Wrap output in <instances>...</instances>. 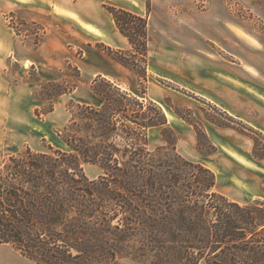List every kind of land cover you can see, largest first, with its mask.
Returning <instances> with one entry per match:
<instances>
[{
	"label": "trees",
	"instance_id": "16d2710c",
	"mask_svg": "<svg viewBox=\"0 0 264 264\" xmlns=\"http://www.w3.org/2000/svg\"><path fill=\"white\" fill-rule=\"evenodd\" d=\"M106 10L131 46L128 58L111 48L109 56L147 80L148 20ZM53 86L43 90L51 101L76 89ZM92 91L102 104L78 105L58 134L68 151L27 148L0 171V244L36 264H264V202L241 205L217 193L216 175L177 153V135L144 92L100 77ZM159 128L167 147L151 152L148 133ZM85 164L100 167L98 179Z\"/></svg>",
	"mask_w": 264,
	"mask_h": 264
},
{
	"label": "rangeland",
	"instance_id": "374dc122",
	"mask_svg": "<svg viewBox=\"0 0 264 264\" xmlns=\"http://www.w3.org/2000/svg\"><path fill=\"white\" fill-rule=\"evenodd\" d=\"M27 2L0 0L3 23L24 44L35 48L47 33H63V47L53 48L58 51L51 56V64L39 69L30 64L22 67L19 62L6 69V98L18 104L15 113L21 123L7 129L2 173L9 158L27 148L36 153L50 152V148L68 151L58 134L70 123L78 105L102 104L92 91L100 77L122 92L135 96L144 92L156 103L177 135V153L210 169L216 175L217 193L241 205L264 202V0ZM59 2L75 16L59 14L54 6ZM109 6L148 20L147 80L109 56L108 48L122 51L127 58L131 52L128 40L106 10ZM78 14L94 16L93 23L110 41L88 35L78 25ZM34 16L37 21H32ZM234 29L255 43L240 38ZM56 83L76 89L51 101L43 90L55 92ZM52 105L54 109L48 113ZM29 117L34 119L31 125ZM148 136L149 151L167 147L161 128L150 130ZM166 136L171 133L167 131ZM83 170L91 180L102 174L100 167L90 164ZM141 260L126 258L117 264H152L151 257Z\"/></svg>",
	"mask_w": 264,
	"mask_h": 264
},
{
	"label": "crops",
	"instance_id": "0c3cea01",
	"mask_svg": "<svg viewBox=\"0 0 264 264\" xmlns=\"http://www.w3.org/2000/svg\"><path fill=\"white\" fill-rule=\"evenodd\" d=\"M14 1L23 4L29 0H14ZM54 6H56V11L59 14H64L66 16L67 14L74 15L72 13L73 11L68 9L67 6H65L60 2L55 3ZM36 16H34L35 19H32V21H37L38 17ZM78 16L79 17H77V19H81L78 20V25H79V21H82L93 26L99 32H102V30L93 23V19L95 20L94 16L92 15L90 16L88 14H83V15L78 14ZM2 20H3V14L0 12V160L2 154L6 150L7 129L15 128L17 125L21 123V118H18L19 115L17 112L15 113V108L17 107L18 104H15V100L11 99V97H9L8 100L6 98V91H7L6 90L7 85L5 83L6 69L9 68L10 64L15 62L21 63L22 67H24L26 64L27 65L30 64V67H36L39 69V66L51 64L50 63L52 61L51 56H53V54H55L58 51V50H53V48L62 49L63 47V33H59V32L47 33L45 35L43 43L36 48L28 46L24 44L23 41L21 40V37L18 36L15 31L9 29L5 25V23H3ZM112 21L115 25L113 18ZM90 36L94 38L98 37V36L95 37L93 35ZM106 37L110 39L109 36ZM12 53H15V55ZM237 78L240 79V77ZM11 101H13V103H11ZM33 122L34 119L32 117H29L28 123L31 125L33 124ZM0 264H36V263L25 258L19 252L15 251L10 245L0 244Z\"/></svg>",
	"mask_w": 264,
	"mask_h": 264
},
{
	"label": "bare ground",
	"instance_id": "6f19581e",
	"mask_svg": "<svg viewBox=\"0 0 264 264\" xmlns=\"http://www.w3.org/2000/svg\"><path fill=\"white\" fill-rule=\"evenodd\" d=\"M79 25L87 33H90V34H92L94 36H98V37H101V38L106 37V35L103 32H99L96 28H94L93 26H91V25H89V24H87L85 22L79 21ZM234 30H235L236 35L239 36L240 38H244V39L249 40L251 43H255V41L251 37L245 36V34L243 32H241V31H239L237 29H234ZM106 39H107V41L109 40V38H107V37H106Z\"/></svg>",
	"mask_w": 264,
	"mask_h": 264
}]
</instances>
